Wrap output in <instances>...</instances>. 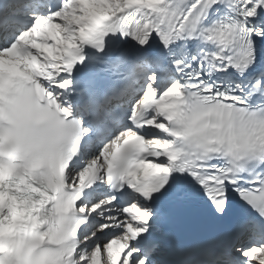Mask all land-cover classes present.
Returning <instances> with one entry per match:
<instances>
[{
	"label": "snow or ice",
	"instance_id": "obj_1",
	"mask_svg": "<svg viewBox=\"0 0 264 264\" xmlns=\"http://www.w3.org/2000/svg\"><path fill=\"white\" fill-rule=\"evenodd\" d=\"M0 264H264V0H0Z\"/></svg>",
	"mask_w": 264,
	"mask_h": 264
}]
</instances>
